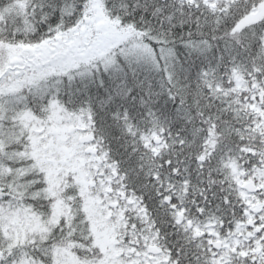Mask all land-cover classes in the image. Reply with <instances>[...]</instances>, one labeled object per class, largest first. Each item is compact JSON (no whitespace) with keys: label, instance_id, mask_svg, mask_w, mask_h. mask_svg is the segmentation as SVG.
<instances>
[{"label":"snow or ice","instance_id":"1","mask_svg":"<svg viewBox=\"0 0 264 264\" xmlns=\"http://www.w3.org/2000/svg\"><path fill=\"white\" fill-rule=\"evenodd\" d=\"M0 264H264V0H0Z\"/></svg>","mask_w":264,"mask_h":264}]
</instances>
